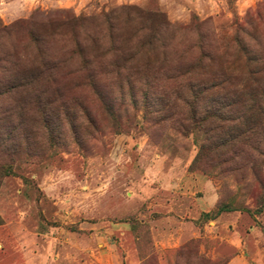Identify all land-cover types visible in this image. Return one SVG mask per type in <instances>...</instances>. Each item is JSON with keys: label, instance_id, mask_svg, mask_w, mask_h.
Segmentation results:
<instances>
[{"label": "rangeland", "instance_id": "1", "mask_svg": "<svg viewBox=\"0 0 264 264\" xmlns=\"http://www.w3.org/2000/svg\"><path fill=\"white\" fill-rule=\"evenodd\" d=\"M0 264H264V0H0Z\"/></svg>", "mask_w": 264, "mask_h": 264}]
</instances>
